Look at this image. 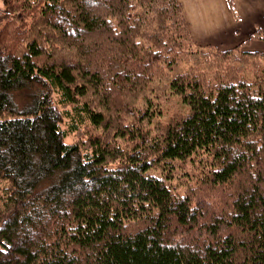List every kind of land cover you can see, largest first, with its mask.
<instances>
[{"label":"trees","instance_id":"trees-1","mask_svg":"<svg viewBox=\"0 0 264 264\" xmlns=\"http://www.w3.org/2000/svg\"><path fill=\"white\" fill-rule=\"evenodd\" d=\"M1 2L0 264H264L263 32L220 50L177 0Z\"/></svg>","mask_w":264,"mask_h":264},{"label":"crops","instance_id":"crops-1","mask_svg":"<svg viewBox=\"0 0 264 264\" xmlns=\"http://www.w3.org/2000/svg\"><path fill=\"white\" fill-rule=\"evenodd\" d=\"M177 2L190 36L197 45L227 50L248 40L255 30L264 33V0H177ZM252 41L255 40L249 41L244 50H259L256 46L255 50L250 47Z\"/></svg>","mask_w":264,"mask_h":264},{"label":"rangeland","instance_id":"rangeland-1","mask_svg":"<svg viewBox=\"0 0 264 264\" xmlns=\"http://www.w3.org/2000/svg\"><path fill=\"white\" fill-rule=\"evenodd\" d=\"M3 4H2V2H1V0H0V24H1V21H2V12H3ZM191 35V34H190ZM195 43V42H194ZM195 45L196 46H198V47H208V46H200V45H197L196 43H195ZM255 46H256V49H259L258 51L257 50H255ZM252 49H254L255 51H257V52H261V53H264V40H263V42H260V41H252V43H251V46H250ZM224 48H225V46H224ZM250 51V50H249ZM252 51V50H251ZM184 66V65H183ZM184 68H185V66H184ZM74 139H75V137H74ZM204 204H206L207 206V209L209 210H211V211H213V212H217V210H216V207H215V205L214 204H212L211 202H209L208 200H204V199H200ZM171 239L173 240L174 238L173 237H171ZM175 241H177V242H181L182 244H185V243H190V241L188 242L187 241V239L185 238V237H183V238H176L175 237V239H174Z\"/></svg>","mask_w":264,"mask_h":264}]
</instances>
